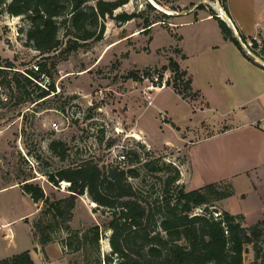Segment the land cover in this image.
I'll return each instance as SVG.
<instances>
[{
  "label": "rangeland",
  "instance_id": "obj_1",
  "mask_svg": "<svg viewBox=\"0 0 264 264\" xmlns=\"http://www.w3.org/2000/svg\"><path fill=\"white\" fill-rule=\"evenodd\" d=\"M239 2L228 0L230 12L236 11L243 29L248 26L250 10L255 9L257 17L264 15V0H257L254 7L252 0H244L243 7ZM211 3L214 0L206 4L205 10L215 17ZM223 5L224 8L225 3ZM121 12L135 13L137 17L122 24L105 19L100 41L80 48L56 64L52 78L46 81L53 84L54 92L45 101L36 105L16 104V97L7 98L0 88V100L3 101L0 107V260L33 250V239L38 242L39 235H33L31 227L40 217L43 205L34 204L22 193L19 183L22 179L32 177L29 181L38 184L46 196L59 199L68 195V184L51 185L45 177L47 172L89 160L98 162L99 166H114L122 155L136 152L141 162L161 160L160 169L152 173L143 165H136L139 177L129 179L145 199L152 201L159 192L161 181L169 176L161 163L179 166L187 161L186 151L179 149L181 136L196 134L200 127H206L201 120L217 121L220 113L223 115L234 109L237 99L242 97L238 83L231 86L222 81L225 64L210 50L213 34L199 28L206 23L183 27L179 32L183 41L179 43L172 35H176L174 25L180 20L177 19L179 11L170 9L165 0H129L114 14ZM227 15L237 27L233 15ZM146 21L151 23L150 29L144 28ZM27 26L21 17L0 14V58L11 61L19 71L32 68L40 58L39 53L26 44ZM245 33L241 36L246 39ZM254 38L260 45L255 57L262 62L264 35L258 34ZM176 48H183L186 53L187 58L181 66L193 80V91L199 90L203 96L201 103H189L175 93L173 74L169 70L163 72L161 82L163 85L167 81L169 86L150 93L146 92L149 83L132 77L141 76L147 70L161 72L169 58H177ZM148 94L151 96L149 101ZM199 104L210 108L195 114ZM211 132L214 131L209 128L206 133ZM135 134L139 139L131 137ZM53 141L65 145L64 162L50 152L49 144ZM179 184L184 187L181 181ZM92 203L87 194L76 199L69 223L71 230H85L106 220L104 209H97ZM212 204L215 211H224L219 201ZM209 209L214 208L210 206ZM52 236L56 240L46 248L50 264H69L67 258L71 264L93 263L95 253L89 249L60 258L61 246L56 241L66 236L60 223ZM108 236L109 232L105 231L99 242L101 259L110 253ZM39 247L46 258L43 246ZM243 259V264L253 261L250 245Z\"/></svg>",
  "mask_w": 264,
  "mask_h": 264
},
{
  "label": "trees",
  "instance_id": "obj_2",
  "mask_svg": "<svg viewBox=\"0 0 264 264\" xmlns=\"http://www.w3.org/2000/svg\"><path fill=\"white\" fill-rule=\"evenodd\" d=\"M128 2L0 0V14L21 17L28 24L25 30L26 44L40 57L32 68L23 71L16 70L8 59L0 58V88L6 92L5 96L9 99L16 97V104L36 105L45 101L54 92L53 84L46 81L52 78L56 64L80 48L100 41L105 30V19L122 24L137 17L135 13L114 14L115 10ZM204 7L197 5L195 9ZM172 10L178 11L176 8ZM211 17L217 21L223 39L235 45L247 60L256 64L245 54L232 30L213 15ZM150 26L151 23L146 21L144 28L150 29ZM172 35L176 40L180 39ZM240 38L245 40L241 35ZM166 70L173 74L172 88L177 95L185 101L198 97L197 92H192L190 76L180 69L173 58L168 59L161 72L147 70L143 75L149 80L156 75L161 85ZM132 77L141 79L140 76ZM164 86H169L167 81ZM2 103L0 100V107ZM49 150L60 161H65L66 149L62 142H51ZM160 161L157 158L141 162L139 154L133 152L122 155L114 166H99L98 162L89 160L60 167L45 174L48 183L55 187L61 182L68 184V195L59 199L46 196L38 184L29 181L32 177L22 179L19 182L22 193L34 204L43 205L40 217L31 227L33 235H39L38 245L42 247L56 240L52 233L60 223L66 236L56 242L63 253L74 254L89 249L95 253L92 264H243L248 245L253 252L251 264H264V220L245 225L241 215L215 211L212 202L232 195L229 185L208 184L186 191L179 184L178 166L171 163H161L169 176L161 181L159 192L152 201L145 199L140 190L131 185L129 179L139 177L136 165H143L146 171L152 173L160 169ZM84 194L96 204L97 209H104L107 218L102 224L92 225L85 230H71L69 223L75 201ZM210 206L214 209L210 210ZM195 209L201 212L195 213ZM105 231L109 232L110 253L101 259L99 242ZM0 264L34 262L29 252L23 251L0 260ZM84 264H89V261Z\"/></svg>",
  "mask_w": 264,
  "mask_h": 264
},
{
  "label": "crops",
  "instance_id": "obj_3",
  "mask_svg": "<svg viewBox=\"0 0 264 264\" xmlns=\"http://www.w3.org/2000/svg\"><path fill=\"white\" fill-rule=\"evenodd\" d=\"M209 2L210 0H170L166 4L170 9L176 8L179 11L177 19L180 20L174 25V31L180 38L179 43L183 41L182 35H179L183 27L206 23L199 28L205 33L213 34L214 43L210 45V50L219 55V61L225 64L222 68V81L231 86L238 83L242 97L237 99L234 109L223 115L220 113L217 121L201 120L200 123L206 127H200L196 134L185 133L181 136L182 146L179 149L186 151L187 161L178 166L180 181L187 190L216 183L229 185L232 195L220 200L219 205L231 215H241L245 225H252L264 220V69L247 60L235 45L223 39L217 21L210 17L206 7L195 9L197 5L206 6ZM239 3L243 7L244 0ZM252 3L254 7L257 0H252ZM225 11L230 16L233 15L237 27L233 25L232 32L238 40L245 31L246 38L264 35V15L257 17L255 9L253 12L249 11L250 19L245 29L236 11L230 12L228 0H225ZM176 49L179 53L174 60L181 70H185L181 62L186 60V53L183 48ZM192 82L191 78V89ZM192 92H197L198 97L186 101L201 103L203 96L199 90L192 89ZM209 108L201 105L195 114L207 112ZM209 128L214 132L207 134ZM33 242L34 249L27 251L34 264H50L46 248L51 243L43 246L46 254V258H43L39 245L34 239ZM60 258H67L61 248Z\"/></svg>",
  "mask_w": 264,
  "mask_h": 264
},
{
  "label": "built area",
  "instance_id": "obj_4",
  "mask_svg": "<svg viewBox=\"0 0 264 264\" xmlns=\"http://www.w3.org/2000/svg\"><path fill=\"white\" fill-rule=\"evenodd\" d=\"M224 3H225V0H214V3H211V4H213V9L215 11V17L217 19H219L220 21H222L223 23H225L226 26L229 27L231 30H234L233 23L231 22L230 17L227 15L225 8H223ZM210 17H211V15H210ZM254 39H255L254 37H250V38H246L244 41H242L241 38L239 37V41H240L242 47H244L243 51L245 52V54L247 56H250V54H249L250 52L254 56H257V49L260 47V45L256 44L254 42L255 41ZM254 44H256V46H254ZM140 78H141V80L145 81L146 83H149L146 86V92L147 93L157 91L158 89L160 90V88L164 87V83H163V85H162V83H161V85H159L156 75L154 76L153 80H149L143 74L140 76ZM150 98H151V96L148 94L147 100L149 101Z\"/></svg>",
  "mask_w": 264,
  "mask_h": 264
},
{
  "label": "water",
  "instance_id": "obj_5",
  "mask_svg": "<svg viewBox=\"0 0 264 264\" xmlns=\"http://www.w3.org/2000/svg\"><path fill=\"white\" fill-rule=\"evenodd\" d=\"M241 47H242V45H241ZM244 47H242V49H243ZM250 54V57L251 58H254L255 59V61L254 62H257L260 66H263L264 67V61L263 62H261L260 60H258L251 52L249 53Z\"/></svg>",
  "mask_w": 264,
  "mask_h": 264
},
{
  "label": "bare ground",
  "instance_id": "obj_6",
  "mask_svg": "<svg viewBox=\"0 0 264 264\" xmlns=\"http://www.w3.org/2000/svg\"><path fill=\"white\" fill-rule=\"evenodd\" d=\"M167 13H169V14H171L170 12H167ZM16 18V17H15ZM163 88H160V90H162ZM157 91H159V89L157 90ZM131 137H134V138H136V139H139L138 138V135H131ZM92 205H94V203H92Z\"/></svg>",
  "mask_w": 264,
  "mask_h": 264
}]
</instances>
